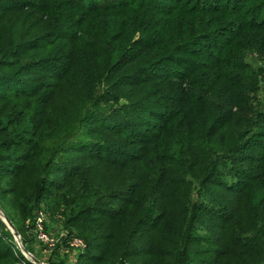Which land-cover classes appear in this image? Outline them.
I'll list each match as a JSON object with an SVG mask.
<instances>
[{
  "label": "trees",
  "instance_id": "obj_1",
  "mask_svg": "<svg viewBox=\"0 0 264 264\" xmlns=\"http://www.w3.org/2000/svg\"><path fill=\"white\" fill-rule=\"evenodd\" d=\"M261 92L264 0H0V207L48 264H264Z\"/></svg>",
  "mask_w": 264,
  "mask_h": 264
},
{
  "label": "rangeland",
  "instance_id": "obj_2",
  "mask_svg": "<svg viewBox=\"0 0 264 264\" xmlns=\"http://www.w3.org/2000/svg\"><path fill=\"white\" fill-rule=\"evenodd\" d=\"M260 96L264 97L263 92L260 93ZM260 194H261V190L259 187H252V189L248 192V195L246 198L249 200V205H251V207H253L252 202L254 203V200H257ZM222 196L225 197L226 195L222 194ZM2 211H0V216H3V217L7 216L5 213L3 214L4 211L3 212ZM212 224H213V227H212L213 229H211L212 233L214 235L218 233L220 234L217 236L216 242L211 245V248L208 251L207 255L210 256L214 264H242V260H240L236 256L235 250L230 245V232L223 231V236L221 237L220 224L219 225L215 223H212ZM235 224L236 223L234 222L231 224V226L233 227ZM46 225L48 228L46 227ZM45 229H47V232L49 231L52 232L54 236L57 238H59L61 233L64 232L63 231L64 228L61 226V224L58 222L52 221L50 218H47L46 220ZM60 238H62V236H60ZM35 239L36 241L32 245L31 251L29 250V245H24L21 239H20V242L19 243L17 242V243L19 245V248L23 252V254L24 252H26L27 254H31L32 256H35L40 261L45 262L51 257V253L54 248L46 247L43 243H41L38 240V236L36 233H35ZM69 253L72 254V257L71 256H70L71 258L69 257V261H74L76 259V258L74 259L75 254L78 252L69 251ZM24 255L26 256V254ZM26 257L31 259V256L29 255Z\"/></svg>",
  "mask_w": 264,
  "mask_h": 264
},
{
  "label": "built area",
  "instance_id": "obj_3",
  "mask_svg": "<svg viewBox=\"0 0 264 264\" xmlns=\"http://www.w3.org/2000/svg\"><path fill=\"white\" fill-rule=\"evenodd\" d=\"M45 223L46 217L45 213L42 211L37 217L35 233L41 243L49 248H55L65 237H67V235L65 232H62L60 235L62 238H60V236L59 238L55 237L52 232H47V229H45ZM66 245L72 252H80L86 248V242L77 236L69 237Z\"/></svg>",
  "mask_w": 264,
  "mask_h": 264
},
{
  "label": "water",
  "instance_id": "obj_4",
  "mask_svg": "<svg viewBox=\"0 0 264 264\" xmlns=\"http://www.w3.org/2000/svg\"><path fill=\"white\" fill-rule=\"evenodd\" d=\"M0 211H2L1 207H0ZM3 214H4V212H3ZM1 217L4 220V222L8 225V227L12 230V233L14 234V237H15L16 241L19 243L21 237L19 235V232L15 228L14 224L11 222V220L7 216H5V217L1 216ZM24 254H26V256H28V255L31 256V260L34 263H36V264H48V263H45V262L40 261L38 258H36L35 256H32L31 254H27L26 252H24Z\"/></svg>",
  "mask_w": 264,
  "mask_h": 264
},
{
  "label": "crops",
  "instance_id": "obj_5",
  "mask_svg": "<svg viewBox=\"0 0 264 264\" xmlns=\"http://www.w3.org/2000/svg\"><path fill=\"white\" fill-rule=\"evenodd\" d=\"M70 256L72 257V254H70ZM73 259V258H72Z\"/></svg>",
  "mask_w": 264,
  "mask_h": 264
}]
</instances>
